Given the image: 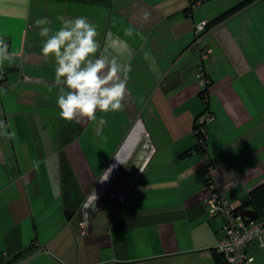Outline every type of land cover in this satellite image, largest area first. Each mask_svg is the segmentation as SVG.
Instances as JSON below:
<instances>
[{
	"label": "crops",
	"instance_id": "obj_1",
	"mask_svg": "<svg viewBox=\"0 0 264 264\" xmlns=\"http://www.w3.org/2000/svg\"><path fill=\"white\" fill-rule=\"evenodd\" d=\"M243 1L0 0L14 57L0 71V120L15 133L0 136V264H228L203 174L208 161L238 210L252 209L249 194L264 184V0L197 45L194 27ZM61 16L86 17L97 56L130 66L121 110L95 121L59 115L55 61L41 54L34 21L58 29ZM208 114L203 153L195 126ZM246 252L264 264L257 241Z\"/></svg>",
	"mask_w": 264,
	"mask_h": 264
},
{
	"label": "clouds",
	"instance_id": "obj_2",
	"mask_svg": "<svg viewBox=\"0 0 264 264\" xmlns=\"http://www.w3.org/2000/svg\"><path fill=\"white\" fill-rule=\"evenodd\" d=\"M149 18L150 14L145 12L143 19L147 21ZM58 19L61 21L58 29L51 27L52 21L47 17L37 18L34 27L39 29V36L43 38L41 54L45 60L51 58L55 61L54 85L58 88L57 106L61 118L69 122L78 118L95 121L97 111L121 110L130 66H122L116 57L97 56L99 33L97 26L86 17L65 19L61 16ZM126 35L132 36V30L128 29ZM13 59L7 41L0 37V71H3L5 62L10 64ZM104 123L103 119L99 120L98 134ZM9 128L10 122L0 120V136L14 138L15 133L9 132ZM107 179L108 173L104 180ZM81 226L84 227L85 223L82 222Z\"/></svg>",
	"mask_w": 264,
	"mask_h": 264
},
{
	"label": "built area",
	"instance_id": "obj_3",
	"mask_svg": "<svg viewBox=\"0 0 264 264\" xmlns=\"http://www.w3.org/2000/svg\"><path fill=\"white\" fill-rule=\"evenodd\" d=\"M192 6L199 7L201 0H191ZM206 22L196 24L194 27L195 43L198 44L200 37L205 31ZM210 50H201V58L205 59ZM197 79L202 87H207L210 80L202 66L199 67ZM213 120V116L208 114L201 117L195 129L200 136L197 148L203 151L205 148V124ZM205 159L207 156L205 154ZM213 168L207 165L203 174L204 184L209 189V195L205 200L206 211L210 217H221L223 220L224 237L220 241L217 250L223 254L228 264H251L253 257L247 255V248L254 242L259 243L260 248L264 249V213L257 215L256 218L242 217L221 193L216 186L212 176Z\"/></svg>",
	"mask_w": 264,
	"mask_h": 264
},
{
	"label": "trees",
	"instance_id": "obj_4",
	"mask_svg": "<svg viewBox=\"0 0 264 264\" xmlns=\"http://www.w3.org/2000/svg\"><path fill=\"white\" fill-rule=\"evenodd\" d=\"M256 0H245L238 4L237 6L227 10L225 13L221 14L219 17L214 19L213 21L209 22L206 24L205 29L210 28L212 26H215L216 24L224 21L231 15L237 13L239 10L245 8L246 6H249ZM193 2L191 1V7H192ZM197 128V125L195 126V129ZM249 204L252 207V210H254L257 215L259 216L260 214L264 213V184L258 186L255 188L252 192L249 194ZM239 211L238 209H236Z\"/></svg>",
	"mask_w": 264,
	"mask_h": 264
},
{
	"label": "water",
	"instance_id": "obj_5",
	"mask_svg": "<svg viewBox=\"0 0 264 264\" xmlns=\"http://www.w3.org/2000/svg\"><path fill=\"white\" fill-rule=\"evenodd\" d=\"M239 214L240 216L247 218H256L257 216V213L252 209H241L239 210Z\"/></svg>",
	"mask_w": 264,
	"mask_h": 264
}]
</instances>
